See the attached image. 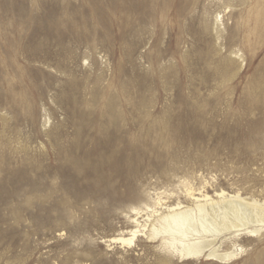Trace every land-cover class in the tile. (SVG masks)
I'll return each mask as SVG.
<instances>
[{"label": "rangeland", "instance_id": "obj_1", "mask_svg": "<svg viewBox=\"0 0 264 264\" xmlns=\"http://www.w3.org/2000/svg\"><path fill=\"white\" fill-rule=\"evenodd\" d=\"M231 196L264 202V0H0V264H264V223L223 262L148 237Z\"/></svg>", "mask_w": 264, "mask_h": 264}, {"label": "bare ground", "instance_id": "obj_2", "mask_svg": "<svg viewBox=\"0 0 264 264\" xmlns=\"http://www.w3.org/2000/svg\"><path fill=\"white\" fill-rule=\"evenodd\" d=\"M194 118L197 119L198 115L194 114ZM102 158L105 164L108 160L107 156L102 155ZM220 210L223 211L224 216H221L222 213L219 214ZM229 213H233L234 217L227 218ZM134 220L140 226L132 230V237L119 238L123 242L131 244L136 236L142 235L140 233L147 234V222L140 224L138 219ZM263 223L264 202L258 203L256 200L248 202L239 196L223 197L219 201L207 198L206 203L197 205V211L178 203L175 208L169 209V213L159 215L151 223L152 228L148 237L154 240L161 235L165 238L169 234L173 246L168 248V253L178 254L184 260L203 258L206 261L223 262L235 259L238 253L221 251L223 242L218 245L217 239L222 231L235 229L236 233L243 230L255 233L262 229ZM250 224H254L251 230H249ZM142 226L143 229H140ZM237 236L238 234H235L234 237Z\"/></svg>", "mask_w": 264, "mask_h": 264}]
</instances>
